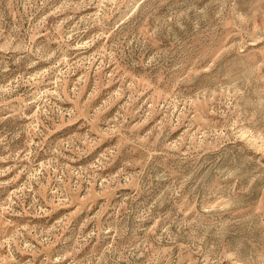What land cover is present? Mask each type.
Instances as JSON below:
<instances>
[{
    "label": "rangeland",
    "instance_id": "374dc122",
    "mask_svg": "<svg viewBox=\"0 0 264 264\" xmlns=\"http://www.w3.org/2000/svg\"><path fill=\"white\" fill-rule=\"evenodd\" d=\"M0 264H264V0H0Z\"/></svg>",
    "mask_w": 264,
    "mask_h": 264
}]
</instances>
